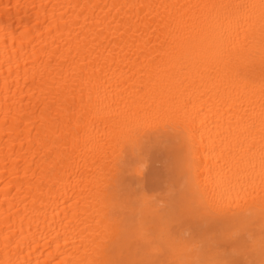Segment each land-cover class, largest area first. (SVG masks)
Returning <instances> with one entry per match:
<instances>
[{
  "label": "bare ground",
  "instance_id": "bare-ground-1",
  "mask_svg": "<svg viewBox=\"0 0 264 264\" xmlns=\"http://www.w3.org/2000/svg\"><path fill=\"white\" fill-rule=\"evenodd\" d=\"M204 236L199 264H264V0H0V264H164Z\"/></svg>",
  "mask_w": 264,
  "mask_h": 264
},
{
  "label": "rangeland",
  "instance_id": "rangeland-1",
  "mask_svg": "<svg viewBox=\"0 0 264 264\" xmlns=\"http://www.w3.org/2000/svg\"><path fill=\"white\" fill-rule=\"evenodd\" d=\"M169 158L166 151L164 153L156 148L149 151L147 164L144 172L145 189L155 196H159L164 192V202L168 194H175L176 188L179 187L178 182L169 181L167 172L169 169ZM175 189V190H174ZM203 241L200 238L187 239L184 242L188 245L185 250L171 249L164 246V264H199L208 251L213 253L221 252L219 246L221 240H213L208 236H204ZM209 248V249H208ZM227 255V253L225 254Z\"/></svg>",
  "mask_w": 264,
  "mask_h": 264
},
{
  "label": "snow or ice",
  "instance_id": "snow-or-ice-1",
  "mask_svg": "<svg viewBox=\"0 0 264 264\" xmlns=\"http://www.w3.org/2000/svg\"><path fill=\"white\" fill-rule=\"evenodd\" d=\"M262 244H264V240H262ZM205 264H208V262H205Z\"/></svg>",
  "mask_w": 264,
  "mask_h": 264
}]
</instances>
